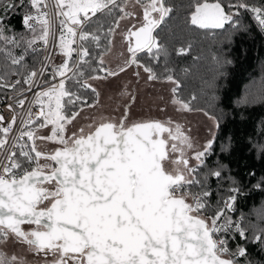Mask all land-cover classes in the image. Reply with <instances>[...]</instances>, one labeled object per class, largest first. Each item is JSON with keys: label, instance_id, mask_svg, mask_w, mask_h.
Segmentation results:
<instances>
[{"label": "snow or ice", "instance_id": "6c2138e0", "mask_svg": "<svg viewBox=\"0 0 264 264\" xmlns=\"http://www.w3.org/2000/svg\"><path fill=\"white\" fill-rule=\"evenodd\" d=\"M126 2L54 0L60 26L57 46L68 59L52 67L53 77H61L59 83L35 94L36 103L41 105L37 116L44 118L40 126L51 124V134L36 137L30 127L34 122L29 113L11 145L13 150L7 151V137L17 117L13 116L6 127H0V155H5V159L0 160V246L10 240L27 245L30 252L42 254L45 259L51 255L50 264H240V258H244L245 264H254L246 244H237L232 251L224 236L234 230L241 241L257 244L264 252V228L249 237L241 224L234 223L226 214L233 210L241 191L234 177H228L232 186L227 189V198L218 200L215 210L208 215L213 195L209 179H224L222 173L226 167L222 163L206 164L205 158L214 152L215 133L202 151L189 157L187 151L192 149V143L179 125L173 129L170 121H148L128 126L126 107L119 123L105 121L98 126L90 125L94 130L87 134L81 128L79 135L73 133L66 137L65 125L79 115L75 106L82 102V97L66 86V80L75 79L79 88H91L90 84L81 82L85 73L80 66L87 64L85 58L90 56L85 42L98 43L106 25L105 35H110L115 31L113 25L118 27L120 20L133 17L134 13L126 10ZM135 3L143 8V22L128 30L127 35L135 38V44L129 41L131 59L125 64H137L148 73L149 80H155L161 75L153 67L140 63L137 53L146 52L149 61L157 64L163 58V78L175 85L173 94L181 82L169 67L170 45L181 43V47L174 49L177 55H184L191 48L190 43L183 46L182 25L190 24L199 29H225L229 25L234 32L246 31L235 19L243 9L253 14L260 31L264 32V6L249 4L248 0H216L214 3L196 0L194 10L187 14L184 0H135ZM48 7L49 0H0V42L15 48L26 46L19 56L6 52L11 65H22L29 49L37 51L33 48L37 41L48 44L53 34ZM187 7L191 9L192 5ZM18 9L22 10L19 22L30 37L14 32L7 34L12 32L9 17ZM116 13L117 18L109 19ZM169 22L174 23L170 26ZM89 28L92 31H88ZM77 39L81 43L73 48L71 45L76 44ZM0 51L5 49L0 48ZM73 52L79 60L70 66ZM216 62L221 67L231 63L220 58H216ZM100 64H103L102 59ZM45 67L41 65L39 73L35 69L26 70L22 80L12 82H8L6 69L0 74V88L17 90V85L23 83L29 85L27 90L31 91L35 78L44 75ZM99 70L107 71L102 67ZM124 70V67L119 69ZM69 72L72 76L67 75ZM181 72L187 75L188 69ZM11 75L21 73L12 71ZM108 75L117 73L108 71ZM23 91L20 89L19 93L22 95ZM196 100L197 96L193 95L188 101L174 98L173 103L181 105L178 110L202 111L218 130L219 117L203 108H194L192 102ZM24 103V99L17 100L18 107H23ZM69 105L70 116L64 113ZM92 106L87 104V107ZM163 133H167L166 138H162ZM24 137L31 142L27 151V145L21 143ZM37 138L62 147L50 154L42 153L35 146ZM230 148L231 142L226 141L221 145V152L227 153ZM261 151L264 152V146ZM40 159L52 163L40 164ZM190 159L197 161L195 167ZM25 224L35 227L24 230L22 225ZM0 264H25V261L0 250Z\"/></svg>", "mask_w": 264, "mask_h": 264}, {"label": "trees", "instance_id": "16d2710c", "mask_svg": "<svg viewBox=\"0 0 264 264\" xmlns=\"http://www.w3.org/2000/svg\"><path fill=\"white\" fill-rule=\"evenodd\" d=\"M123 1L119 0L121 4ZM195 2L196 0H184L185 14L194 10ZM200 2H205V0H200ZM206 2L211 3L216 0H206ZM248 3L264 6V0H248ZM189 4L192 5L191 9L187 7ZM21 15L22 10L18 9L16 14L9 17L8 26L12 32H8V35L14 32L31 36L20 26ZM117 16L118 13L109 19L117 18ZM235 19L241 29L246 31L234 32L229 25L225 26L226 30L199 29L190 25L186 27L182 25L183 46L186 47L190 43L191 48L186 54L177 55L174 49L181 47V43L170 45L169 67L174 69L175 78L181 82L180 88L174 94L176 99L188 101L195 95L197 100L192 102L194 108H203L219 117L220 127L218 130L215 128L214 152L205 160L208 166L222 163L226 167L222 173L224 179H209L208 183L213 195L209 200L212 207L208 215L215 210L218 200L227 198L229 194L227 189L232 186L228 177H234L241 191L234 202L233 210L226 214L234 223L239 222L246 230V234L251 237L254 232L259 234L258 229L264 228V152L261 151L264 146V32L260 31L251 12L240 9L239 16ZM169 23L171 26L174 22ZM88 31H92V28ZM106 32L107 25L100 33L98 43L85 42L90 56L85 58L88 63L80 66V70L85 73L82 83L90 80L89 77L107 74L106 71L99 70L101 67L105 69V66L100 64V57L109 48L110 35H105ZM24 47L26 46L15 48L0 42V48L5 49V51H0V74L7 69L9 71L8 82L13 81L12 71L21 73V75L14 76L16 80L20 79L26 70H32L35 67L37 56L29 52L25 55L22 65L13 66L10 60L6 59L7 51L19 56L24 53ZM73 54L74 52L69 60L70 66ZM137 57L140 63L153 67L154 71L161 75V78L155 81L166 80L163 78V58L157 64L149 61L146 52L137 53ZM216 58L228 60L231 63L221 67L217 64ZM184 68L188 69L187 75L181 72ZM75 70L74 68L73 71ZM69 76H72V72ZM66 86L82 97V102L76 104L75 111L96 102L95 92L90 88H79L76 86L75 79L66 80ZM9 91L7 87L0 88V97ZM83 101H86V104ZM70 109L71 106H67L64 113L70 116ZM226 141L231 142V148L229 152L224 153L221 152V145ZM258 184L259 187H257ZM224 236L228 239V246L232 251H235L237 244H246L249 258L254 264L264 262V252L260 251L257 244L241 241L234 230L224 233ZM240 264H245L244 258H240Z\"/></svg>", "mask_w": 264, "mask_h": 264}, {"label": "rangeland", "instance_id": "374dc122", "mask_svg": "<svg viewBox=\"0 0 264 264\" xmlns=\"http://www.w3.org/2000/svg\"><path fill=\"white\" fill-rule=\"evenodd\" d=\"M125 7L128 12L134 13V16L120 20L119 26H115V31L110 34L109 41L111 43H109L108 51L100 57L107 74L86 81L91 85L90 89H95L96 102L92 107H83L77 110L79 115L76 119L65 125L66 137H71L73 133L79 135L81 128L87 134L94 130V128H89L90 125L98 126L105 121L119 123L127 107L126 124L128 126L137 122L148 121H170V126L173 129L179 125L180 130L191 140L192 149L187 151V155L191 157L196 151H202L208 140L213 139L214 122L200 111L178 110L181 105L173 103V99H176L172 92L173 87H175L173 83L167 80H149L148 73L143 68L138 67L137 64L135 66L125 64L128 55L123 34L131 22L135 21L136 26L141 23L143 13V8L140 4L135 3V0H127ZM58 52L59 47L57 46V55ZM121 67L125 68L123 72H119ZM108 71L118 73L110 76ZM43 99L46 104L47 98ZM45 111H47L46 108ZM42 123H44V119ZM51 129L52 125L48 124L36 134V137L50 135ZM166 137L167 134L163 135L162 138ZM35 146L38 151L45 154H50L62 147L58 143L38 138L35 140ZM39 163L50 164V161L40 159ZM190 164L195 167L197 161L190 159ZM189 202L191 201L189 200ZM0 250L8 255L15 254L22 257L25 264H50L53 259L51 255L47 259L42 254L36 255L28 250L27 245L16 243L13 240L0 246Z\"/></svg>", "mask_w": 264, "mask_h": 264}, {"label": "built area", "instance_id": "2783aa9c", "mask_svg": "<svg viewBox=\"0 0 264 264\" xmlns=\"http://www.w3.org/2000/svg\"><path fill=\"white\" fill-rule=\"evenodd\" d=\"M46 11L49 12L53 34L49 36L47 45H44L42 41H37V43L33 45V48H35L37 51L33 52L31 49L28 50L30 54H34L37 56V61L33 69H35L39 73L41 71V65H46V67L44 68V75H38L35 78L36 83L34 86H32L31 91L27 90L29 88V85L21 83L20 85H17V90L7 88L10 91L6 95L0 97V116L3 117V120L0 121V127H6L7 124L12 121L13 116L17 117L16 122L7 137L9 141L7 151L13 150L11 145L15 142V138L20 134L22 120L27 119L29 113H31L32 120L34 122V124L30 127L34 131L35 136L39 131L42 130L43 127H41L40 125L43 124L42 122L44 118L37 116V114L41 111V105L36 103L35 94L37 92L47 90L52 85H57L61 79V77L54 78L52 73V67L57 66V45L60 36V26L58 18L55 16L56 9L54 6V0H49V7L48 9H46ZM20 26L24 31H26L21 23ZM78 46L79 40L77 39V43L73 44V48H78ZM78 60L79 57L77 53L74 52L71 66L75 65ZM74 68L75 67H73V70ZM70 73L71 72L67 73V75L69 76ZM22 77L23 74L20 78L21 80ZM14 79L15 77L12 75V80L14 81ZM20 89L24 90L22 95L19 93ZM19 99L25 100L23 107L17 106V100ZM9 105H11L12 107L9 108ZM21 143L27 145V147L25 148L26 151L31 146V142L27 140V137H24V140L21 141ZM15 150L19 152L18 148ZM32 155L34 156V153ZM4 159L5 155H0V160ZM20 159L23 160L22 157ZM31 166L34 167L35 164Z\"/></svg>", "mask_w": 264, "mask_h": 264}, {"label": "flooded vegetation", "instance_id": "af4514ba", "mask_svg": "<svg viewBox=\"0 0 264 264\" xmlns=\"http://www.w3.org/2000/svg\"><path fill=\"white\" fill-rule=\"evenodd\" d=\"M142 22H143V13H142V18H141V23L138 24L137 27H139V26L142 24ZM133 25H135V21H133V22L130 23V25H129L128 28L126 29V32H124V34H123V41H124L125 46H126V53H127V55H128V60H129V58H130V56H131V53L128 52L129 41H131V43H132L133 46H134V44H135V38H134V37H128V35H127V34H128V30L131 29V28L133 27ZM131 125H132V124H131ZM131 125H129V126H131ZM165 134H167V133H163V134H161L162 137H163V135H165ZM52 153H53V152H52ZM51 163H52V162L50 161V164H51ZM22 228H23L24 230H28V229H30V228H34V227L31 226V225H23Z\"/></svg>", "mask_w": 264, "mask_h": 264}, {"label": "crops", "instance_id": "0c3cea01", "mask_svg": "<svg viewBox=\"0 0 264 264\" xmlns=\"http://www.w3.org/2000/svg\"><path fill=\"white\" fill-rule=\"evenodd\" d=\"M65 59H67V57H65V56L61 53V50H60V48H59V52H58L57 59H56V64H57V66L60 65V64H62V63L65 61Z\"/></svg>", "mask_w": 264, "mask_h": 264}, {"label": "water", "instance_id": "95a60500", "mask_svg": "<svg viewBox=\"0 0 264 264\" xmlns=\"http://www.w3.org/2000/svg\"><path fill=\"white\" fill-rule=\"evenodd\" d=\"M211 3H214V2H211ZM190 25V24H189ZM190 26H192V25H190ZM194 27H196V26H194ZM214 30H220V29H214ZM131 59V56H130V58H129V60ZM128 66H134V64H131V65H128ZM120 72V71H119ZM118 73V72H117ZM25 225H27V224H25ZM23 226V225H22ZM31 226H33V227H35V225H31Z\"/></svg>", "mask_w": 264, "mask_h": 264}]
</instances>
